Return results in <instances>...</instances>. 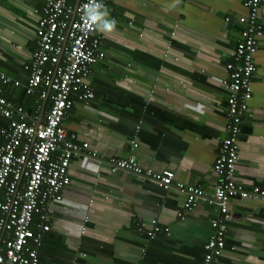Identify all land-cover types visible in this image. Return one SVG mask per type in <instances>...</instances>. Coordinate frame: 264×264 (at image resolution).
<instances>
[{"label":"crops","instance_id":"crops-1","mask_svg":"<svg viewBox=\"0 0 264 264\" xmlns=\"http://www.w3.org/2000/svg\"><path fill=\"white\" fill-rule=\"evenodd\" d=\"M173 3H108L117 29L100 33L105 57L88 80L94 97L74 106L64 121L66 131L96 155L86 150L72 159L62 201L48 206L40 264H203L216 207L199 200L185 210L186 194L177 187L163 191L141 175L111 171L113 160L135 154L144 170L173 171L176 181L206 193L219 181L212 168L225 137L229 92L223 81H229L227 64H237L231 54L240 40L238 19L247 10L242 0ZM45 4L0 0V71L20 83L0 88L17 100ZM258 16L262 36L235 169L237 184L248 191H264V0ZM38 108L31 120L40 117ZM3 119L0 130L8 124ZM228 215L218 264H264V199L233 198ZM152 221L160 231L149 240Z\"/></svg>","mask_w":264,"mask_h":264},{"label":"built area","instance_id":"built-area-1","mask_svg":"<svg viewBox=\"0 0 264 264\" xmlns=\"http://www.w3.org/2000/svg\"><path fill=\"white\" fill-rule=\"evenodd\" d=\"M111 0H102L108 7ZM88 0H46L35 30L36 50L26 68L29 77L27 94L41 90V100L50 101L47 111L38 108L30 124L24 121V109L7 100L0 88V117L9 121L0 130V264H40L38 248L43 235L50 230L52 203H60L71 183L70 163L89 149L64 126L69 111L78 104H86L94 97L89 84L91 69L104 59L101 35L82 27V6ZM247 14L238 19L240 40L232 56L237 64H227L229 81L223 85L229 92L225 116V137L219 149L213 173L218 178L212 191L176 181L173 171L144 170L136 155L112 161V172L126 170L154 182L163 191L172 186L186 194L183 208L193 210L199 200L217 209L210 221L212 234L204 245L203 264H218L226 246L228 203L233 198L264 199V191L255 186L250 191L237 184L235 177L238 160L240 125L253 93L252 76L256 71L258 43L262 36L259 24L261 0H242ZM228 21V19H226ZM1 84H14L0 71ZM132 148L138 144L131 142ZM95 156L94 151H87ZM153 223L147 233L152 240L160 228ZM166 230V229H165Z\"/></svg>","mask_w":264,"mask_h":264},{"label":"clouds","instance_id":"clouds-1","mask_svg":"<svg viewBox=\"0 0 264 264\" xmlns=\"http://www.w3.org/2000/svg\"><path fill=\"white\" fill-rule=\"evenodd\" d=\"M179 3L180 0H174L171 7L174 8L179 5ZM81 20L82 27L85 30L98 31L101 34H110L117 29L116 19L111 16L110 9L102 0H88V2L82 6Z\"/></svg>","mask_w":264,"mask_h":264},{"label":"trees","instance_id":"trees-1","mask_svg":"<svg viewBox=\"0 0 264 264\" xmlns=\"http://www.w3.org/2000/svg\"><path fill=\"white\" fill-rule=\"evenodd\" d=\"M1 84V83H0ZM4 87V86H3ZM41 90H38V92H35L34 94H26V89L25 87L21 90H19V96H20V99H15L13 97V92H12V96L11 94L9 95H6L4 94L3 92V95L6 97L7 100H11L13 102H15V104L17 105H21L22 108L26 111V116L24 117V121L27 123V124H30L31 123V117H30V114H32L35 110V108L37 106L41 107L42 105V102L43 100L41 99H38L39 98V93H40ZM21 96H23L24 99L21 100ZM27 97V99H26ZM26 102V104H25ZM27 103L30 104V108H27ZM48 107V100L45 102V109ZM4 120V119H3ZM8 121V120H7ZM0 124H3L2 120H0ZM8 124H9V121H8ZM8 124H4L5 127H8ZM242 125V124H241ZM241 127V126H240ZM0 138H1V141H2V137L0 135ZM43 240V239H42ZM42 243V242H41ZM226 247V246H225ZM204 255V254H203Z\"/></svg>","mask_w":264,"mask_h":264},{"label":"water","instance_id":"water-1","mask_svg":"<svg viewBox=\"0 0 264 264\" xmlns=\"http://www.w3.org/2000/svg\"><path fill=\"white\" fill-rule=\"evenodd\" d=\"M79 0H77V2H78ZM42 114H43V112L40 114V116L42 117Z\"/></svg>","mask_w":264,"mask_h":264}]
</instances>
